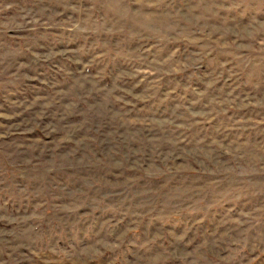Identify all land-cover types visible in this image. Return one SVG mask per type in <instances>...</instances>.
<instances>
[{"label":"rangeland","instance_id":"rangeland-1","mask_svg":"<svg viewBox=\"0 0 264 264\" xmlns=\"http://www.w3.org/2000/svg\"><path fill=\"white\" fill-rule=\"evenodd\" d=\"M0 264H264V0H0Z\"/></svg>","mask_w":264,"mask_h":264}]
</instances>
